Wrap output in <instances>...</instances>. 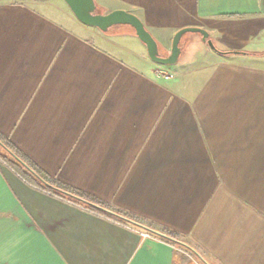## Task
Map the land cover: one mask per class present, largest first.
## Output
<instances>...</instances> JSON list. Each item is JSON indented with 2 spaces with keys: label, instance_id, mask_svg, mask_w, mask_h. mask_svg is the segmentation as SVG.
I'll use <instances>...</instances> for the list:
<instances>
[{
  "label": "crops",
  "instance_id": "obj_1",
  "mask_svg": "<svg viewBox=\"0 0 264 264\" xmlns=\"http://www.w3.org/2000/svg\"><path fill=\"white\" fill-rule=\"evenodd\" d=\"M53 1H0V133L216 264H264V0H95L138 17L166 57L179 31H207L216 51L185 35L176 66L153 63L130 27L107 35ZM141 232L0 161V264H194Z\"/></svg>",
  "mask_w": 264,
  "mask_h": 264
},
{
  "label": "water",
  "instance_id": "obj_2",
  "mask_svg": "<svg viewBox=\"0 0 264 264\" xmlns=\"http://www.w3.org/2000/svg\"><path fill=\"white\" fill-rule=\"evenodd\" d=\"M0 1H22V0H0ZM36 2H47L50 0H32ZM71 12L74 14L76 19L82 23L83 25L87 27H91L94 29H97L101 31L102 33H108L114 28L118 27H131L135 31L136 37L146 46L148 55L151 59V61L157 65L160 66H176L179 63V59L182 53L181 50V41L183 37L186 34H198L202 37L203 43H206L212 50L216 51V47L213 43V41L210 39V34L203 30L198 28H188L183 29L179 31L173 41V47L171 50V54L168 57H161L159 52V45L156 41V39L153 37V35L146 29L143 22L136 16L127 13L125 11H113L107 14H98L97 13V4L95 0H64ZM1 145V143H0ZM5 150L8 152V154L14 158L16 161H18L21 165H23L27 170H29L36 178H40L35 172H33L15 153H13L11 150L5 148ZM42 182H44L42 180ZM45 183V182H44ZM47 184V183H45ZM83 203L87 205L94 206L86 201H83ZM95 207V206H94ZM101 209V208H100ZM108 214L117 217L121 220H124L128 223H130L133 226H136L150 234H153L161 239L167 240L169 242L179 244L182 247L186 248L187 250H190L193 254H195L203 264H209L207 260L199 254L197 251H195L193 248H191L189 245L185 243H180L175 241L174 239L170 238L167 235H164L162 233H159L157 231H154L152 229H149L145 226H142L140 224H137L133 221L127 220L123 217L118 216L117 214L113 212L106 211L104 209H101Z\"/></svg>",
  "mask_w": 264,
  "mask_h": 264
},
{
  "label": "trees",
  "instance_id": "obj_3",
  "mask_svg": "<svg viewBox=\"0 0 264 264\" xmlns=\"http://www.w3.org/2000/svg\"><path fill=\"white\" fill-rule=\"evenodd\" d=\"M97 4V3H96ZM104 9H102L99 5H97V13L98 14H104ZM127 27V26H125ZM131 28V27H130ZM116 28L112 29L107 35H110L112 33H115ZM132 29V28H131ZM133 30V29H132ZM133 33L135 34V31L133 30ZM159 52L161 57H166L165 54L161 52L160 46H159ZM234 53H225V55H231ZM0 161L5 163L9 168H11L23 181H25L27 184H29L31 187L48 194L50 196H53L55 198L65 200L71 204H74L76 206L82 207L85 210L96 214L98 216L113 220L115 222L121 223L125 226L134 228L136 230L142 231V229L131 225L130 223L121 220L117 217H114L107 212L101 210L104 209L109 212H113L117 214L120 217H123L127 220L133 221L137 224H140L142 226H145L150 229L156 230L152 224L146 223L142 221L140 218L126 213L122 210H119L115 207H112L96 198L90 197L80 191H77L75 189H72L58 180L50 177L47 175L43 170H41L31 159H29L23 152H21L9 139H7L4 135L0 133ZM5 148L11 150L13 153H15L35 174H37L40 178H36L29 170H27L23 165H21L18 161H16L14 158H12L8 152L5 150ZM42 180L47 183L45 184L42 182ZM83 201H86L94 206L87 205L83 203ZM101 208V209H100ZM162 234L169 236L170 238L174 239L177 242L185 243L189 245L191 248H193L195 251H197L199 254H201L209 264H216L215 261L210 258L208 255L203 253L199 247H197L192 241L186 239L185 237L169 231V230H161ZM163 240V239H162ZM166 243L174 246L177 250L182 251L186 256L190 258V262H193L194 264H203L201 260L193 254L190 250H187L186 248L182 247L179 244H175L166 240H163Z\"/></svg>",
  "mask_w": 264,
  "mask_h": 264
},
{
  "label": "built area",
  "instance_id": "obj_4",
  "mask_svg": "<svg viewBox=\"0 0 264 264\" xmlns=\"http://www.w3.org/2000/svg\"><path fill=\"white\" fill-rule=\"evenodd\" d=\"M156 75L159 77V78H161V79H163V80H166V81H168V80H170V79H172L173 77H174V75L172 74V73H170V72H166V71H164L163 69H158L157 71H156ZM141 235L144 237V238H152L153 236L152 235H150L149 233H147V232H141Z\"/></svg>",
  "mask_w": 264,
  "mask_h": 264
},
{
  "label": "rangeland",
  "instance_id": "obj_5",
  "mask_svg": "<svg viewBox=\"0 0 264 264\" xmlns=\"http://www.w3.org/2000/svg\"><path fill=\"white\" fill-rule=\"evenodd\" d=\"M52 4H54L58 9H61V10L65 9L66 12H68V13L71 12L70 9L67 6H65V4H63V2H61V0H55V1L52 2ZM71 14H72V12H71ZM125 28H129V27L123 26V27H120V28H116L115 31H121V30H123ZM192 36H193V34H186L187 38L188 37H192Z\"/></svg>",
  "mask_w": 264,
  "mask_h": 264
}]
</instances>
